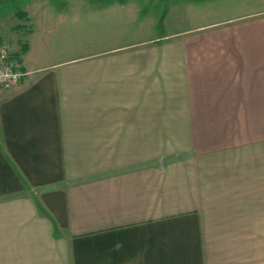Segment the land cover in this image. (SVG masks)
Masks as SVG:
<instances>
[{
	"label": "crops",
	"instance_id": "1",
	"mask_svg": "<svg viewBox=\"0 0 264 264\" xmlns=\"http://www.w3.org/2000/svg\"><path fill=\"white\" fill-rule=\"evenodd\" d=\"M59 1L0 26V264H264V0Z\"/></svg>",
	"mask_w": 264,
	"mask_h": 264
},
{
	"label": "rangeland",
	"instance_id": "2",
	"mask_svg": "<svg viewBox=\"0 0 264 264\" xmlns=\"http://www.w3.org/2000/svg\"><path fill=\"white\" fill-rule=\"evenodd\" d=\"M80 1L81 3L87 4L90 1H94V0H80ZM105 1L111 2L117 0H105ZM119 1L123 2L126 0H119ZM128 1L133 3H138L136 2V0H128ZM232 1H238V0H232ZM27 2L28 0H0V26H3L4 24L8 23L10 20H13L10 13L13 14L14 12H16L17 9L21 8V6H24V4H26ZM59 2H60L59 0H32L31 3L35 5L42 4L43 6L45 5L50 6V5H56ZM66 2H68V0H61V3H66ZM149 3L150 0L144 1L143 5L146 10V12L144 13L145 15L152 17L151 15L152 12L150 11V8L147 7ZM251 6L254 9V11H256L255 9L260 10L264 8L263 6L261 8V5L255 1L251 3ZM178 8L179 6L177 7V11L179 10ZM237 13L238 10L236 9L228 10L226 3L222 2V0H197L196 4L193 3V5L189 8L188 11H183L181 13L182 18L180 16L177 21L179 24L181 22L184 24H186V22H192V24H197L198 22H214V21H219L223 18H229L230 16H234V14L237 15ZM183 14L186 17H184ZM178 15H180V11ZM144 25L146 27L147 23H145ZM130 30L131 29H129V31ZM1 51L7 55L5 50L0 49V52Z\"/></svg>",
	"mask_w": 264,
	"mask_h": 264
},
{
	"label": "built area",
	"instance_id": "3",
	"mask_svg": "<svg viewBox=\"0 0 264 264\" xmlns=\"http://www.w3.org/2000/svg\"><path fill=\"white\" fill-rule=\"evenodd\" d=\"M23 72L16 61L9 59L5 53L0 52V88L3 90H10L18 83L19 79L23 77Z\"/></svg>",
	"mask_w": 264,
	"mask_h": 264
}]
</instances>
